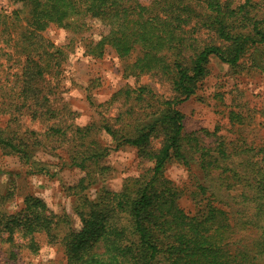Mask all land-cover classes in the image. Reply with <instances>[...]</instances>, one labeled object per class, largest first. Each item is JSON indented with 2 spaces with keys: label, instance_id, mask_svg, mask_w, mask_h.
I'll list each match as a JSON object with an SVG mask.
<instances>
[{
  "label": "trees",
  "instance_id": "1",
  "mask_svg": "<svg viewBox=\"0 0 264 264\" xmlns=\"http://www.w3.org/2000/svg\"><path fill=\"white\" fill-rule=\"evenodd\" d=\"M17 1L21 9L0 12V74L5 72L10 83L0 84V92L6 88L12 96L5 109L1 93L0 113L26 109L38 117L45 109L44 115L54 116L51 94L42 84L60 73L63 52L52 51L42 33L57 26L75 36L89 31L95 20L108 31L86 41L88 55L102 58L107 48L122 60L136 55L125 66V77L150 76L173 91L164 98L149 86H137L114 95L112 102L123 100L128 108L115 119L118 128L105 124L104 131L116 149L134 147L152 167L128 179L121 192L102 191L98 204L77 210L82 227L69 234L68 264H264V148L257 152L254 146L228 143L219 127L202 131L205 138H215L206 145L198 133H186L179 108L197 93L212 57L234 70L264 72V0ZM88 100L96 106L91 93ZM230 119L244 122L239 112ZM6 129L0 127L4 154L27 158L29 144L5 137ZM82 132L76 128L77 135ZM108 152L100 149L92 156ZM172 160L188 169L195 162L204 177L190 193L192 213L181 207L184 190L163 175ZM76 166L83 169L84 162ZM58 218L43 201L28 197L20 212L3 217L0 234L23 230L29 248L38 252L35 236L44 232L52 238Z\"/></svg>",
  "mask_w": 264,
  "mask_h": 264
},
{
  "label": "rangeland",
  "instance_id": "2",
  "mask_svg": "<svg viewBox=\"0 0 264 264\" xmlns=\"http://www.w3.org/2000/svg\"><path fill=\"white\" fill-rule=\"evenodd\" d=\"M140 1L148 3L151 0ZM21 8L22 3L17 0H0V12L12 13ZM90 23L89 31L75 36L57 26L42 33L46 43L54 46L52 51L61 48L63 52L60 73L57 77L47 76L42 84L43 90L51 94L50 109L54 116L44 115L45 109L38 117L26 109L21 113H0V127L7 128L4 136L15 137L18 141L23 138L29 144L26 147L29 155L23 159L18 154L5 155L0 148V223L5 215L20 212L25 200L32 196L60 216L55 219L52 238L44 232L35 236L40 245L38 252L29 248L30 238L24 236L23 230H15L12 236L2 231L0 264H68L66 244L69 234L82 227L77 210L98 204L102 191L121 192L128 179L137 178L152 167L150 162L141 159L138 149L131 146L116 149L112 137L103 127L105 124L114 129L120 126L115 119L128 108L123 100L112 102L120 90L149 86L164 98H171L173 91L168 83L150 76L125 77V66L133 62L136 55L122 60L111 48L106 49L102 58L88 55L86 41L98 40L108 31L97 20ZM246 64L248 66L249 62ZM208 69L209 74L197 93L179 107L185 116L186 133H198L210 146L215 138H205L202 131L213 133L219 127V136L228 143L254 146L259 152L264 148V72L256 68L234 70L216 57L211 58ZM3 82L10 84L5 72L0 74V84ZM56 85L59 88L54 90ZM3 91L7 92H0V101L3 97L7 109L12 96L8 89L3 88ZM90 93L96 106L88 100ZM99 105L102 106L98 109ZM61 111L65 116H61ZM233 111L242 114L244 122H232ZM70 114L74 116L73 120ZM53 127L61 129V133L53 134ZM77 127L83 129L79 135ZM153 145L159 148L161 140L153 141ZM105 148L109 149L107 156H92L95 151ZM82 162L83 169L76 166ZM6 171L9 175L4 174ZM163 175L184 190L181 207L187 213L194 212L195 203L190 193L195 191L198 181L204 183L198 165L192 162L188 169L172 160ZM82 180L84 186H79Z\"/></svg>",
  "mask_w": 264,
  "mask_h": 264
}]
</instances>
